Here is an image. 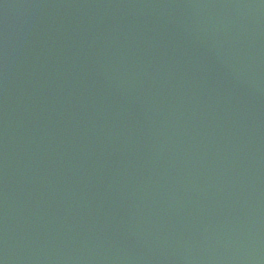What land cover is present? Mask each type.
Instances as JSON below:
<instances>
[{
	"label": "water",
	"instance_id": "obj_1",
	"mask_svg": "<svg viewBox=\"0 0 264 264\" xmlns=\"http://www.w3.org/2000/svg\"><path fill=\"white\" fill-rule=\"evenodd\" d=\"M0 264H264V0H0Z\"/></svg>",
	"mask_w": 264,
	"mask_h": 264
}]
</instances>
